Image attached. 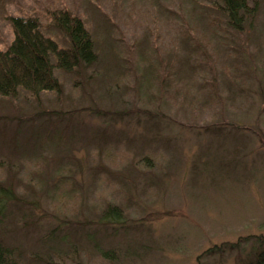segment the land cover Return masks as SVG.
Listing matches in <instances>:
<instances>
[{"label":"rangeland","instance_id":"1","mask_svg":"<svg viewBox=\"0 0 264 264\" xmlns=\"http://www.w3.org/2000/svg\"><path fill=\"white\" fill-rule=\"evenodd\" d=\"M177 1L0 0V49L11 14L39 17L66 44L49 18L63 7L99 54L77 83L60 72L59 93L0 96V237L20 264H198L215 244L264 234V6L231 52L196 14L190 37L211 40L200 52L166 9ZM158 34L169 47L148 50ZM109 206L124 214L107 225Z\"/></svg>","mask_w":264,"mask_h":264},{"label":"trees","instance_id":"2","mask_svg":"<svg viewBox=\"0 0 264 264\" xmlns=\"http://www.w3.org/2000/svg\"><path fill=\"white\" fill-rule=\"evenodd\" d=\"M183 5H189L190 12L183 8ZM263 6L264 0H178L177 5L167 6L166 9L175 22L183 26V31L188 37L182 41L188 48L208 52L211 47V40L206 39L208 38L206 34L199 41L190 37L192 35L189 34L191 31L189 23L192 19H196V14H200L208 18L210 31L214 28L212 32L227 45L231 52L232 49L239 50L241 39L245 37L248 29L257 26ZM49 12L51 25L59 30L66 44H61L60 38L45 33L42 29V21L37 16L12 14L8 16L14 37L6 48L0 49L1 97L15 98L20 91H27L37 99H40L43 93H59L63 89L60 72L73 74L77 83L80 72L84 68L95 65L99 60L93 33L81 16L63 7L53 8ZM254 33L259 34L257 31ZM159 37L158 34L153 41L146 39V48L148 50L160 49L159 46L168 48V42L158 39ZM258 38L261 39L258 45L260 47V44L264 43V36L258 35ZM131 39L129 50L138 51L142 48V39L137 38L136 35H133ZM242 50H244L243 46ZM232 53H236L239 59L244 53L254 54L248 50ZM220 89L217 84L211 87L210 94L213 95L214 103L218 100L219 103L222 101ZM218 107L221 108L220 104ZM262 142L264 143V140ZM123 214V208L109 206L104 212L103 221L107 225L111 224ZM250 241L253 245L245 257L242 253L240 254V251L242 245L244 243L247 245ZM227 252L239 253L236 264H264V234H250L234 242L215 244L198 256V264H201L200 260L205 255H225ZM114 253V249L106 250L103 256L111 259ZM0 264H20L1 237Z\"/></svg>","mask_w":264,"mask_h":264}]
</instances>
